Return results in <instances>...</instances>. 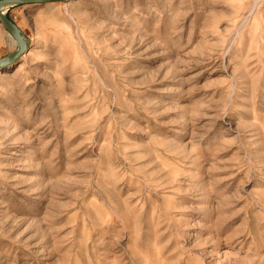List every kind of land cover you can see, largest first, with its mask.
I'll use <instances>...</instances> for the list:
<instances>
[{
	"label": "rangeland",
	"instance_id": "1",
	"mask_svg": "<svg viewBox=\"0 0 264 264\" xmlns=\"http://www.w3.org/2000/svg\"><path fill=\"white\" fill-rule=\"evenodd\" d=\"M5 12L0 264H264V0Z\"/></svg>",
	"mask_w": 264,
	"mask_h": 264
},
{
	"label": "water",
	"instance_id": "2",
	"mask_svg": "<svg viewBox=\"0 0 264 264\" xmlns=\"http://www.w3.org/2000/svg\"><path fill=\"white\" fill-rule=\"evenodd\" d=\"M59 0H0V5L3 3L9 2L12 3H42V2H52ZM71 1V0H66ZM0 23L3 25L6 31H8L11 36L14 38L17 46L9 51L7 54L0 57V68L8 66L15 61H17L18 57L28 49L29 43L26 40V37L23 36L19 27L15 25V23L6 15V12L0 11Z\"/></svg>",
	"mask_w": 264,
	"mask_h": 264
},
{
	"label": "bare ground",
	"instance_id": "3",
	"mask_svg": "<svg viewBox=\"0 0 264 264\" xmlns=\"http://www.w3.org/2000/svg\"><path fill=\"white\" fill-rule=\"evenodd\" d=\"M8 5H10L9 2L1 4L0 5V11L5 12Z\"/></svg>",
	"mask_w": 264,
	"mask_h": 264
}]
</instances>
